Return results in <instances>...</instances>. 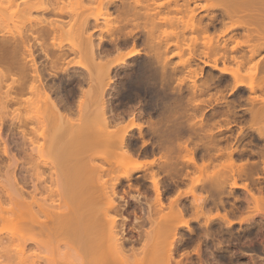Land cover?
<instances>
[{"label": "rangeland", "instance_id": "obj_1", "mask_svg": "<svg viewBox=\"0 0 264 264\" xmlns=\"http://www.w3.org/2000/svg\"><path fill=\"white\" fill-rule=\"evenodd\" d=\"M25 1L0 0L1 202H10L4 186L9 185L6 176L11 172L25 190L31 191L36 183L37 197L46 194L55 174L48 173L53 166L44 165L43 159L56 155L52 151L63 137H75L78 121L84 126L83 137H98L102 123L94 113L104 98L107 126L124 127L133 158L155 160L115 187L117 212L110 213L125 218L117 219L116 229H122L126 253L131 248L140 252L144 244L151 258L154 249L165 251L167 237L146 234L153 229L154 218L169 212L173 204L182 218L174 216L172 226L183 220L187 225L175 229L170 264H264V207L244 187L264 196V40L257 35L249 39L263 44L251 57L250 45L233 48L248 39V32L264 33V4L240 2L227 10L222 0ZM232 23L241 26L233 28ZM133 49L138 53L127 57ZM241 57L245 61L239 72L232 73L235 58ZM31 62L41 85L31 87L37 79ZM89 64L91 68H86ZM97 67L100 72L108 67L104 69L108 74H100ZM42 90L50 94L45 101L53 99L74 120L65 124L67 128L50 115V102L41 100ZM95 96L102 97L97 101ZM229 156L235 167L229 165ZM39 171L45 176L42 180H37ZM151 172L163 205L156 202ZM10 207L0 213V264H25L19 259L24 238L17 229L24 211L21 214V206ZM87 222L96 224L93 218ZM34 247L31 242L28 250ZM159 254L154 259L147 256L148 261L145 256L144 264H162L163 253Z\"/></svg>", "mask_w": 264, "mask_h": 264}, {"label": "bare ground", "instance_id": "obj_2", "mask_svg": "<svg viewBox=\"0 0 264 264\" xmlns=\"http://www.w3.org/2000/svg\"><path fill=\"white\" fill-rule=\"evenodd\" d=\"M23 1H25V0H23ZM222 1H224V3H226V8L228 7L227 10H230L231 9L230 7H233V9H235L234 5L237 6L238 4H240V2H242V4L245 3L244 5H246V4L252 5V3H253V4H258V6H260L261 5L260 3L264 4V2H263L264 0H222ZM145 3L147 4V2H145ZM219 3H221V2H219ZM25 4H27V3H25ZM61 5H63V3ZM252 6H254V5H252ZM48 7H49V5H48ZM104 7H106V6H104ZM146 7L150 8L151 6L149 7L147 5ZM154 7H156V6H154ZM63 11H65V9ZM152 13L153 12L151 11V14ZM231 14H233V13H231ZM149 17H150V15H149ZM253 17H256V16H253ZM106 18H107V16H106ZM27 19H29V17ZM153 19L156 20V18H153ZM257 21H258V19H257ZM158 23H156V24H158ZM239 25H240V23H238V24L232 23L231 27L235 28ZM255 30H256L255 31L256 34L254 32H248L247 33L248 39L244 40L242 42H236V44L233 46V48H235V46H237L238 44H245L246 43V44L250 45V48H249L250 57L252 55H254L258 51V49L263 46V44L262 43H259V44L250 43L249 39L253 38L254 35L255 36L257 35V37L263 38V40H264V33H260L259 30L257 32V29H255ZM86 47H87V45H86ZM28 48H30V47H28ZM89 48H91V47H89ZM83 51H85V50H83ZM137 53H138V50L133 49L132 52H130V55L127 57L135 56ZM28 54H30V49H29ZM28 56L31 57V54ZM118 56H120V54ZM30 57L28 59H30ZM32 59H33V57H32ZM32 59H31V61H32ZM235 59H236L237 64H236V68L231 69L232 73H236L237 71L239 72V70H240L239 68H240L241 64L245 61L244 57L235 58ZM121 62H123V59H121ZM31 63L33 64V67H32V65H31V67L35 69L33 71L35 72L34 74L36 75L35 76L32 74V76H34V78L37 77V79H34V80H36L35 83L32 84L33 83L32 82L31 83L32 86L30 84V86L33 87V86H37L38 83L40 84V75L37 73V69L35 66L36 64H34L35 62L34 63L31 62ZM114 63H116V62H114ZM257 64L258 63H255L254 66L256 67ZM84 65H85V63H84ZM93 65H94V63H93ZM94 66H92V67H94ZM87 67L91 68V64H89V66H86V68ZM255 67H254V69L257 68V67L255 68ZM90 68H88V69H90ZM106 68H108V67H106ZM106 68H103V70L101 69V72H100L99 68L97 70H99L100 74H103L102 72H105ZM224 68H222V70L228 72L227 68H225V69ZM233 70H235V71H233ZM251 72H254V71H251ZM106 73L108 74V72H105V74ZM97 74H98V76L100 75L99 73H97ZM100 78H102V77L100 76ZM259 79L261 80V78H259ZM263 82L264 81H262V84H263ZM104 84H106V83H104ZM253 85H254V83L253 84L250 83V87H253ZM258 85H259V83H258ZM259 86H262V85H259ZM36 88L37 87H35V89ZM253 89H255V88L253 87ZM32 90H34V89L32 88ZM39 91L38 92L41 93L40 88H39ZM42 91H43V94L45 97L41 98V100L44 98L49 99L50 94L47 91H44V90H42ZM39 93H34V94L38 95ZM98 95H100V93ZM99 97H102V96H97L96 97L97 101L99 99H101ZM97 98H99V99H97ZM44 101H45V99H44ZM49 102H50V107H51V109L48 107L51 111V112L49 111L50 115L53 114L54 117L56 116L61 121V123L64 125V128L66 126L65 124L68 125L69 123L74 121L69 115H68L69 116L68 117L66 115V113L64 114V112L62 113L60 111L58 105L55 103V101H53V99H51V101H49ZM85 102H86V100H85ZM100 102H102V103H100ZM80 103H82V101ZM98 103H100L101 106L98 104V108H96L98 110H96L95 111L96 113H94L95 114L94 117L96 116L95 118L98 120L100 119V122L102 123L101 128H100L101 133L98 137H89V136L83 137V136H85V133L82 136L80 133H83V132H81L80 130H82L81 128L82 127L84 128V126H83L82 122L78 121L77 123H80V124H78L76 126L78 128L76 131H78L77 133L80 136H78L77 133H75V137H63V141L60 137L59 139L62 141L61 144H55V145H59V147H56V152L52 151V153H56V155H57V152L59 151V152H63V154H61V155L58 154V156H56V155L50 156L49 155L50 158L53 156L51 159L48 158L49 160L43 159V157L42 158L40 157L41 159H43L44 162H42V163L44 165L45 164L47 166L50 165L49 166V168L51 167L50 169H52V166H53V169L49 170L50 172H48V173L51 175V172H54V174H55L54 177H51L49 175L52 179H51V181H49L50 182L49 185L47 187H45L46 188V194L40 195L39 197H37L36 194L38 192V187H37L36 183L33 184V189L31 191L25 190L21 185L18 184L17 178L14 175V173L8 172V173H10V175L6 176L7 177L6 179L9 183V185L4 186L5 187L4 190H5V195L7 196L6 199H9L10 202L7 204H5V203L3 204L0 200V213L2 211L4 212L6 208L10 207V205L11 206L16 205V207L21 206V210H22V211L20 210L21 214L24 211V216L22 215L23 218H21L22 220L19 219L20 224L22 222V225H20L21 227L18 225L17 229L21 230V233H22L21 235H23V238H24V241H23V239H21V241L23 242V246H22L23 258H19V259H20V261H23V263H25V264L26 263L27 264H38L39 262H41L43 264H67L66 262H68V264H70L72 262L70 260V257L74 261V264H141L143 262V258H145V256H146V258H145L146 261H148L147 256H149L150 254L147 255L148 249L146 248V244L143 245L140 252H139V250L137 251V250H134L133 248H131L129 250L130 252L126 253L127 249H125L124 242L121 238L122 232H120V231L122 229L120 228L119 232L116 229L117 219L123 218V220H124L125 218L118 216L116 213L111 214L110 211L114 210V212H117V210L115 211V209H117L116 207L118 205V201L116 200L117 194H116L115 187L119 183V181L121 179L129 180L134 171L145 168L148 164L155 162V160L154 159L144 160V161L135 160L132 156V153L130 151L128 144L126 143V131L123 129L124 127H116L115 126L116 128H113V129L109 128L107 126L108 125L107 124L108 123L107 102L103 98L101 101L99 100ZM83 105H85V104H83ZM83 105H81V106H83ZM83 107H82V109H83ZM45 108H46V106H45ZM256 116H257V114H256ZM54 117L52 119H54ZM57 118H56V120H57ZM81 118H79V119H81ZM252 118L254 119V115L252 116ZM60 121L57 120V122H60ZM132 122H133V120H132ZM127 126L128 125H126L125 127L127 128ZM66 128H67V126H66ZM260 132H261V129H260ZM43 139H44V137H43ZM55 139L56 138H54L53 140L55 141ZM49 142L51 143V141H49ZM56 142H57V140H56ZM52 143L54 145V142H52ZM59 143H60V141H59ZM53 145H51V146L54 149ZM39 148H43V147L40 146ZM50 150H52V149L50 148ZM3 151H4V153H7L5 148ZM88 153H90V154H88ZM97 158L99 159V161L96 160ZM167 158H166V160H167ZM27 159H28V157H27ZM187 159L190 161V160H192V157H189ZM226 165L227 166L230 165L231 167H235V163L233 160H231V157L229 160V165H228V163ZM230 166H229V168H230ZM32 167L30 168L31 170H32ZM226 167H224V168H226ZM200 168H199V170H200ZM117 169L118 170L120 169L121 172L117 173L116 176H113V175H115L114 171H118ZM238 169H240V168H238ZM243 171H245V170L243 169ZM229 172H231V171H229ZM8 173L6 172V175H8ZM37 173H38L37 174V180H42L45 177L41 173V171H39ZM105 173H106L107 177L104 176ZM238 173H240V172H238ZM228 175L230 176V174H228ZM103 177H105V178L103 179ZM111 177H113V178L115 177V178L110 181ZM150 177H151V182H153V184L155 186V190H156V195H157V198H156L157 201L156 202L159 205H163L161 200H160V191L158 189V185H157V181L155 179L156 177H154V173L151 172ZM232 179H234V178H232ZM108 181H110L111 183ZM3 182H1V183H3ZM31 183H33V182H31ZM233 185H237V184L233 183ZM2 187H3V185H2ZM244 187L246 188L248 194H250V196H252V199L257 201V203H258V201H262V202H260V204L264 207V204H263L264 203V198H263L264 196L262 197L261 196L262 194L259 196H256L251 191V189L247 188L246 185ZM46 199H49V202H47ZM175 200H177V199H175ZM174 203H176V202H174ZM172 205L173 204H171L169 206L170 209L168 208L169 212L164 210L165 212L162 213V215L159 214L161 216L157 217L159 219L154 218V220H153L155 223L154 227H153V229L150 228L152 231L150 229H148V230H150V233L148 232V234H146L148 236H153L156 234L159 237H162V235H163V238H164V236L169 238V239L166 238V241H168L167 242L168 244H166L167 248L165 249V251H163L162 249H158V250H160L158 252V250L154 249V251H156V254H154V252L152 251L153 252L152 258L153 259L160 252L161 253L158 256H161V254L163 253L162 257H161L162 258V260H161L162 264L164 262L166 264H170L171 260L174 259L173 249L175 247L174 245H175V242L177 240L176 239V231H175L176 227H178V225H180V224L187 225V221L183 220V221H180L179 223H175L174 226H172L173 223H171V222H173L174 216L176 219H179L180 216H182L181 215L182 212L181 213L177 212V211H180V209L177 208L176 210H174ZM159 208H160V206H159ZM17 209L19 210L20 208H17ZM177 213H179V214H177ZM100 215L102 216V218L104 220L106 219L105 220L106 223L102 222ZM92 218H93V221L96 222V224H97V222L99 223V225L101 224L100 226H98V228L96 227L97 226L96 224H95L96 226L93 225V222H92V224H91V222H87L88 220L89 221L92 220ZM83 219H85V220L88 219V220L85 221ZM81 220H83V221L80 222ZM150 220H149V222H150ZM105 225L108 228H104ZM19 230H16V232L14 231L15 234ZM100 230H102V232H100ZM104 230H106V232L107 233L109 232V233L106 235L105 234L106 232ZM103 231H104V233H103ZM14 232H12V233L14 234ZM100 233H103V235ZM158 234H160V235H158ZM101 235H102V238L99 237ZM14 236H16V235H14ZM105 236H107V237H105ZM154 238H157V237H154ZM148 239L149 238H147V240ZM31 242L35 245V247H34L35 249H33V251L31 250V252H30L28 250V246ZM145 242H146V240H145ZM148 242H150V241H148ZM162 242H164V240H162ZM0 245H2V244H0ZM164 248H165V244H164L163 249ZM151 250H153V249H151ZM26 251H29V252H26ZM146 252H147V254H146ZM154 255H156V256H154ZM67 256H70V257H67ZM151 256H152V253H151ZM151 256H149L148 258H151ZM13 258H14V256H13ZM66 258L67 259L69 258V260L65 261ZM157 258H159V257H157ZM10 259H12V258H10ZM3 260H4V257H3ZM69 261H71V262L69 263ZM156 261L158 262L159 260H156ZM13 262H14V260H13ZM15 262H17V260ZM151 263H153V262H151ZM154 263H156V262H154ZM159 263H160V261H159ZM6 264H7V262H6ZM18 264H20V263H18ZM143 264H144V262H143Z\"/></svg>", "mask_w": 264, "mask_h": 264}]
</instances>
